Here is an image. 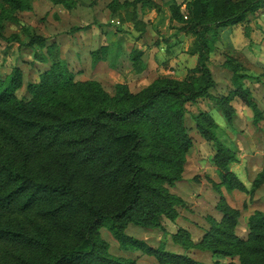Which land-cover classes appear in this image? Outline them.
Here are the masks:
<instances>
[{"label":"rangeland","instance_id":"obj_1","mask_svg":"<svg viewBox=\"0 0 264 264\" xmlns=\"http://www.w3.org/2000/svg\"><path fill=\"white\" fill-rule=\"evenodd\" d=\"M75 0L67 9L49 0H28L31 8L21 10L0 0V77L18 68L22 86L18 97L28 96V83L39 80L48 68L33 56L27 44L30 35L38 34L47 43L59 45V55L68 61L77 81H95L108 96L117 95L116 86L125 85L141 98L149 89L158 85H178L185 90L192 88L197 55L190 49L195 37L188 24V7L192 0H176L181 5L185 22L171 19V0ZM241 3L243 0H231ZM9 13L10 16L6 15ZM135 15L137 21L132 20ZM207 19V18H206ZM214 16L207 19L210 29L206 32L207 61L214 84L208 94L185 102L183 123L191 138L190 147L180 152L170 143L155 141L152 148L174 161L165 171L175 177L171 183H162L180 199L174 218H163L160 226H141L128 222L124 232L154 248L166 252L188 255L202 262H211L212 253L200 249V242L209 227L208 218L220 219L218 207L235 211V232L246 237L249 216L255 211L264 212V0L260 7L248 12L234 24L217 26ZM189 27V28H188ZM106 47L102 62L92 65L93 51ZM131 47L141 50V62L134 68L122 51ZM240 83L241 87H238ZM247 90V95L241 93ZM250 100V104L247 99ZM197 120L208 127L210 135L196 125ZM7 123L0 115V123ZM221 143L234 156L229 168L234 172L236 185L229 189L220 179L212 158L215 144ZM68 146L65 142L41 149L29 145L26 162L36 177L50 173L61 178L60 161ZM15 163H22L23 156L15 155ZM78 182L93 205L114 208L122 201L121 182L110 191L93 189L85 183L83 174ZM42 204L26 210L16 206L0 211V224L31 232L35 225L49 227L39 211ZM88 217L81 211L76 217L78 226ZM60 247L78 241L75 230L63 234L51 229ZM183 232L191 243L174 241L173 235ZM76 233V234H75ZM101 238L108 245V252L135 264H163L154 255L142 249L121 245L111 231L99 228ZM34 257L29 248L18 242L0 238V264H18V257ZM234 261L238 264L237 257ZM176 264V263H164Z\"/></svg>","mask_w":264,"mask_h":264},{"label":"trees","instance_id":"obj_2","mask_svg":"<svg viewBox=\"0 0 264 264\" xmlns=\"http://www.w3.org/2000/svg\"><path fill=\"white\" fill-rule=\"evenodd\" d=\"M11 6L27 10L28 0H4ZM67 9L75 0H49ZM144 0H134V3ZM262 0H192L188 7V24L195 40L190 49L197 55L194 70L199 73L192 88L185 90L178 85H158L149 89L141 98L125 85L116 86L117 95L108 97L95 81H76L68 61L59 55V45L47 43L38 34L30 35L28 45L33 56L48 68L39 80L28 83V96L18 97L22 75L18 68L0 77V115L7 123H0V211L16 206L26 210L42 204L39 211L49 227L35 225L28 232L0 224V238L8 239L32 250L34 257L19 256L18 264H135L130 259L115 257L108 252L107 243L101 238L99 228L104 226L117 241L127 247L142 249L154 255L161 263L176 264H264V212L255 211L249 216V232L241 237L235 232L237 214L218 207L220 219L209 217L198 248L210 250L211 262H202L188 255L166 252L134 239L124 232L128 222L141 226H160L163 218H174L180 199L171 194L162 183H171L175 177L165 171L174 161L154 150L155 141L170 143L180 152L191 145L188 128L183 123L185 102L208 94L213 86L207 61V19L214 16L217 26L234 24L243 20L248 12L260 7ZM171 19L185 22L181 5L176 0L169 3ZM6 15L10 16L9 13ZM207 18V19H206ZM132 20L137 21L136 16ZM188 27V28H189ZM3 26L0 19V34ZM105 46L93 51L92 66L102 62ZM136 68L142 52L131 47L123 50ZM238 87L241 85L238 83ZM241 93L247 95L246 89ZM247 99V97H246ZM250 104V100L247 99ZM196 125L210 135L208 127L199 120ZM65 142L68 149L60 161L61 178L50 173L34 176L27 167L30 155L28 144L41 149ZM212 162L226 186L237 185L229 162L234 156L221 143L215 144ZM15 155L23 161L15 163ZM93 189L113 190L122 180V201L114 208L93 205L84 194L78 174ZM88 217L78 226L76 217L81 211ZM51 229L63 234L75 230L78 241L60 247ZM174 241L191 243L185 233L177 232Z\"/></svg>","mask_w":264,"mask_h":264}]
</instances>
